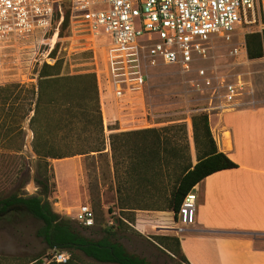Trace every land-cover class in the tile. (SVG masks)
Masks as SVG:
<instances>
[{
    "label": "built area",
    "instance_id": "1",
    "mask_svg": "<svg viewBox=\"0 0 264 264\" xmlns=\"http://www.w3.org/2000/svg\"><path fill=\"white\" fill-rule=\"evenodd\" d=\"M65 1L70 8L68 39L93 54L91 72L97 76L102 108L103 85L114 102L125 104L142 96L149 70L160 65L192 76L188 79L192 92L206 100L196 112L207 116L233 110L242 105L244 96L253 97L250 79L241 74L222 76L208 63L215 59L218 43L234 46V38L241 40L228 54L246 59L245 35L254 33L252 26L262 31L264 0H0V86L35 84V71L45 62H56L58 58L50 55L64 20ZM37 45V52L30 51L34 56L28 58L25 49ZM42 46H48L43 53ZM99 48L104 49L103 65L108 68L105 84L95 61ZM10 77L20 80L8 83ZM185 121L190 126V118ZM196 199L192 188L181 202L172 232L182 233L194 224ZM73 219L84 228L94 226L88 205L77 207ZM67 261L65 254L54 256L56 263Z\"/></svg>",
    "mask_w": 264,
    "mask_h": 264
},
{
    "label": "trees",
    "instance_id": "2",
    "mask_svg": "<svg viewBox=\"0 0 264 264\" xmlns=\"http://www.w3.org/2000/svg\"><path fill=\"white\" fill-rule=\"evenodd\" d=\"M65 5L67 9L65 10ZM64 20L60 27L57 44L50 57L56 56L63 32L68 30L69 2L62 3ZM58 18V14H57ZM247 58L264 57V27L260 33L245 36ZM60 60L54 64L43 63L35 72V84L21 86L8 84L0 86L1 114L20 127L29 119L33 133L32 151L36 156L34 182L39 189L31 196L19 197L16 193L0 199V215H7L13 207L42 223L38 231L47 248L56 252H80L84 257L98 263L150 264L145 259L127 253L110 232L98 240H91L78 232L71 220L63 219L52 211L49 202L48 160H60L74 156L93 157L104 155L103 120L101 98L97 76L92 73L62 76ZM102 101L111 95L106 85L102 86ZM113 101V100H112ZM23 112V114H19ZM32 113V116L30 114ZM46 114L55 123V131L71 134L59 139L45 138L40 130L41 117ZM47 119V123H51ZM192 140L196 163L193 165L186 125H171L160 129H144L131 132L113 133L108 137L112 169L115 182L116 206L127 225L133 222L135 210L171 211L174 220L185 195L209 175L237 166L217 150L212 138L208 116L198 114L190 118ZM9 129H13L9 126ZM116 130V129H112ZM54 131V130H53ZM54 131V132H55ZM50 132V131H48ZM121 160L117 162L116 152ZM120 167V168H119ZM23 173L25 184L29 167ZM120 173V176H119ZM165 192L163 208L157 206V195ZM139 199H147L140 203ZM0 216V217H1ZM119 223L118 221H116ZM87 229V228H86ZM111 231V230H110ZM159 246L171 254H177L185 263L179 241L175 237L153 236ZM43 264L37 260L29 264ZM71 258L65 264H71ZM48 264H61L50 262Z\"/></svg>",
    "mask_w": 264,
    "mask_h": 264
},
{
    "label": "rangeland",
    "instance_id": "3",
    "mask_svg": "<svg viewBox=\"0 0 264 264\" xmlns=\"http://www.w3.org/2000/svg\"><path fill=\"white\" fill-rule=\"evenodd\" d=\"M66 9L67 5H65ZM251 30L258 33L256 26H252ZM68 36V30L64 31V38H62L56 53L57 60H60V74L65 76L91 72L95 68L92 65L93 54L81 51L80 47L74 46L75 42H72L71 45ZM240 40L234 38L232 43L234 46H223L218 43L219 48L215 52V59L208 65L215 66L222 76L232 78L241 74L253 82L255 74L251 68V60L247 56L245 59L242 56L228 54L231 48L237 47L235 44ZM38 49V45L35 48H26L27 57H33L34 54L29 55V52H37ZM47 49L48 46H42L40 52L43 53ZM103 54V48L97 49L95 61L99 69L101 68L99 80L105 84L104 78L108 77V68L107 65H103ZM21 58L26 57L23 55ZM149 75L148 87L142 96L134 97L122 105L112 101L110 97L107 101L102 102L104 155L48 160L49 202L53 212L63 219L71 220L74 228L88 239L98 240L110 232L113 234L111 239L117 242L122 236L131 238L129 243L122 242L127 251L132 255L144 257L150 264H185L179 255H173L156 244L155 237L149 236L150 241L142 237L133 238V230L125 221L122 223V219H130L131 216L128 213L122 215L117 212L115 204L116 180L108 142L110 134L160 129L171 125H186L187 117L206 114L196 112L205 106L206 100L202 95L192 92L188 83V79L192 76L185 77L175 66L164 65L150 69ZM17 80L20 79L18 77L6 79L8 83H14ZM33 80L32 82L35 83L36 80ZM257 81L256 79L254 81L256 86L258 85ZM3 94L4 92H0V97ZM246 99L247 97L244 96L242 101L244 102ZM1 107L0 102V199L11 193H16L19 197L31 196L39 189L34 182L36 156L31 147L33 133L29 127V119L20 124V127H15V124L11 125V121L5 119L1 114ZM23 112L19 111V114H23ZM47 119V115L44 114L39 124L40 130L44 131L45 138L57 140L61 137L72 136L62 131H55L54 121L49 118L51 123L49 121L47 123ZM9 126H12L13 129H9ZM188 136L192 140L191 120L190 132L187 129V138ZM116 160L117 162L121 160L119 150L116 152ZM27 167H29L28 178H26L28 180L23 184L25 180L23 173L27 172L25 170ZM164 193L161 192L155 199L157 206L161 208L165 206ZM147 201V199H139L140 203ZM83 205H88L94 214V226L91 228L86 229L73 219L77 207ZM175 226L176 224H174ZM42 227L40 221L23 211L9 212L0 217V264H29L34 259L48 264L54 262L56 254L61 253L68 256V260L71 258L72 262L84 259V256L77 251H73L71 256L68 252L59 253L48 249L43 239L37 235ZM132 240H136V242Z\"/></svg>",
    "mask_w": 264,
    "mask_h": 264
},
{
    "label": "crops",
    "instance_id": "4",
    "mask_svg": "<svg viewBox=\"0 0 264 264\" xmlns=\"http://www.w3.org/2000/svg\"><path fill=\"white\" fill-rule=\"evenodd\" d=\"M251 68L253 97L233 110L208 116L217 150L237 167L213 173L194 187L195 221L184 232L171 231L175 224L171 211L135 210L128 224L133 238L175 237L185 264H264V57L251 60ZM187 129L190 132V126ZM188 140L194 165L190 136ZM123 241L131 238L118 239ZM71 264L110 263L84 257Z\"/></svg>",
    "mask_w": 264,
    "mask_h": 264
},
{
    "label": "flooded vegetation",
    "instance_id": "5",
    "mask_svg": "<svg viewBox=\"0 0 264 264\" xmlns=\"http://www.w3.org/2000/svg\"><path fill=\"white\" fill-rule=\"evenodd\" d=\"M13 211H22V208H20V207H13V209H11V210H9V211H7V213L6 214H8L9 212H13ZM1 216V215H0ZM1 217H3V216H1Z\"/></svg>",
    "mask_w": 264,
    "mask_h": 264
}]
</instances>
